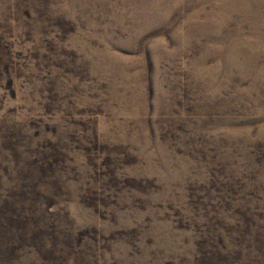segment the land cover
Returning a JSON list of instances; mask_svg holds the SVG:
<instances>
[{"label":"rangeland","instance_id":"rangeland-1","mask_svg":"<svg viewBox=\"0 0 264 264\" xmlns=\"http://www.w3.org/2000/svg\"><path fill=\"white\" fill-rule=\"evenodd\" d=\"M0 264H264V0H0Z\"/></svg>","mask_w":264,"mask_h":264}]
</instances>
